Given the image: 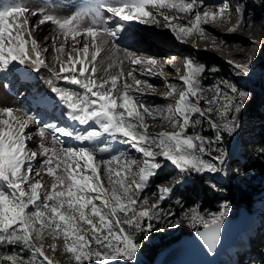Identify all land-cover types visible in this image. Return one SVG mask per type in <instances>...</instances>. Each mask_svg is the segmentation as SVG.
<instances>
[{"label":"snow or ice","instance_id":"obj_1","mask_svg":"<svg viewBox=\"0 0 264 264\" xmlns=\"http://www.w3.org/2000/svg\"><path fill=\"white\" fill-rule=\"evenodd\" d=\"M31 3L0 0V80L18 66H31L33 72L46 66L43 53L48 48H41L34 33L50 22L55 30L52 50L58 54L57 60L65 54V42L69 38L73 42L67 60L61 61L59 70H52L46 81L69 123L41 124L22 109L0 108V264H56L46 254L44 242L49 239L53 241L50 250L70 254L74 264H136L151 233L164 230L159 225L175 227L183 222L195 229L205 251L214 254L229 211L227 203L207 219L193 208L175 221L171 219L175 214L164 212L161 205L186 177L223 171L227 154L219 145L224 134L232 136L239 127L237 116L249 93L228 80L205 89L201 75L206 66L185 57L181 85L164 80L168 89L165 99L174 94L177 99L164 106L149 105L143 89L155 86L137 79L135 67L127 74L121 68L118 75L97 79L96 61L111 42L114 51L107 69L116 64L113 57L120 50L116 41L126 28L122 21L163 22L177 41L185 43L194 33L201 39L211 35L203 26L229 23L233 11L237 20L227 34L243 31L244 5L236 3L233 10L229 0L219 5H206L204 0H89L62 18L44 7H30ZM160 9L187 14L189 19L181 24L177 15ZM30 16L40 18L32 24ZM60 37L64 42L57 47ZM212 39L215 45L216 37ZM221 46H226L225 42ZM212 50L220 49L214 46ZM123 51V60L132 66L155 67L158 63L154 58L143 60L133 51ZM227 63L238 70L237 75H248L251 57L247 64ZM208 70L218 71L215 67ZM139 75L148 72L140 71ZM159 75L166 74L161 71ZM61 81L80 91L58 86ZM3 87L9 88L6 80ZM209 90L214 95L205 99ZM202 100L205 106H201ZM149 118L170 130L150 133ZM33 123L38 126V151L29 146L32 133L27 130ZM208 130L213 137L203 135ZM49 137L51 147L45 143ZM68 140L77 143L69 145ZM132 150L138 155H132ZM169 163L176 175L170 174L150 195H142L150 180ZM43 176L50 178V184ZM169 183L172 186H167ZM151 199L155 202L150 203ZM57 240H62V247Z\"/></svg>","mask_w":264,"mask_h":264},{"label":"rangeland","instance_id":"obj_2","mask_svg":"<svg viewBox=\"0 0 264 264\" xmlns=\"http://www.w3.org/2000/svg\"><path fill=\"white\" fill-rule=\"evenodd\" d=\"M242 2H238L244 5L245 9V15H244V21L246 27L243 31H237L235 33L226 34L223 36L216 35L215 43L217 45H220V50H212L207 47H203L201 49H193V48H185L180 45H178L174 35L172 32L167 29H163V22L160 25H152V24H140L138 22H121L126 25L125 31L121 34V37L118 39L117 45L121 49H128L131 51H135L137 45H140L141 50L137 52V54L141 57V59L146 60V57L149 58H163L166 61H169L172 64L169 69L164 70L163 72L166 73L169 77L172 78L170 81L171 83L181 85V80L179 77V74H184V67L182 68V62L184 61L185 57H193L200 63L204 64L206 66V70L201 75V84L205 89H213L215 84L219 80H228L235 84L240 90L247 91L249 93V98L245 100L244 102V108L242 109L241 113L238 114L237 120L239 122V135H241V130H243L242 134L245 135V129H250L249 126L246 124L245 119L243 118V115L246 113L248 109H250L251 106L257 101L260 102V109L264 113V47L261 46V43H264V0H241ZM89 2V0H32V3L30 4V7H44L47 11L51 12L52 14L58 16V17H67L71 12H73L77 7H81L86 5ZM234 0H229V3L232 4ZM207 5H219L223 3V0H204V4ZM234 10V7H232ZM155 11V10H153ZM161 12L168 13L169 11L166 9H160ZM170 13V12H169ZM110 15V14H109ZM187 14H183L182 16L186 17ZM236 17L234 11L231 19H234ZM254 17L256 19L254 20ZM39 16H30V22L32 24H36L37 20L39 19ZM254 20V21H253ZM181 22V21H179ZM252 23V24H251ZM253 23H258L260 26V31L262 35H256L252 36L250 34V28L248 25H253ZM137 24H139L138 27H135ZM186 24V23H181ZM225 24V27H228L229 25H234L235 22L230 21L229 23H218V24H209L204 25L203 27L205 30L212 31L211 26H220ZM263 25V26H262ZM150 26L151 28H149ZM263 27V28H262ZM262 28V29H261ZM140 30V31H137ZM36 36V39L38 40L39 45L41 48L47 47L48 51L47 53H43L44 58L46 60V66L41 68L39 72H33L34 79L30 82L24 83V82H18L17 78V71L22 69L21 67H17V69L13 72L7 75L5 79L0 80V108L2 107H11V108H19L22 109L24 112L36 117L38 121L41 122V124H47L49 122H55L58 124H65L69 123L66 118L63 120L62 117H59L57 112L62 113L65 111V109L61 107H55L54 110H48L42 105L44 102V97L46 95V92L48 93L49 87L46 83V81L51 77L52 70L58 71L60 67L61 61L67 60V52L71 51V44L73 43L71 39L66 43L65 47V54L60 56V60L56 59L57 53L53 52L52 50V38L55 35L54 26L49 22L45 23L42 26H39V29L34 33ZM144 36H151L152 38H146L143 39ZM194 36L188 37L186 41L192 39ZM237 38H246L245 41L249 42L251 44V47L248 49H245L244 56L238 57L237 59L233 60V63L239 64L238 60H243L244 64H247L249 62V55L248 53H251L255 56V60H251L249 74L244 75L240 74L237 75V69L233 68L232 65L227 63L225 59V55L228 56L230 51H233L230 47V43L232 41H238ZM79 39H82L79 38ZM154 39V40H153ZM225 42L224 47L221 46V42ZM64 42L63 38L60 37L57 42L56 46L59 47L60 43ZM179 42V41H178ZM239 42V41H238ZM170 44V45H169ZM183 44V43H182ZM182 48V49H181ZM208 49V50H205ZM171 51V53H169ZM228 51V52H226ZM100 56V55H99ZM99 56L97 59V63L99 62ZM108 66V65H107ZM107 66L99 72V74H96L97 79L100 78H107L109 75H118L120 70L113 66L111 69H107ZM78 67V66H77ZM135 67L137 69V72L140 71H147L148 75H145L143 77V80L148 81L150 85L155 86L153 89L144 88V99L149 105H159L164 106L169 102H174L175 99H177V96L174 94L172 97L169 98V100L166 101H156L155 97H162L166 92L165 85H161L158 83L151 82L149 80V77L154 76L155 78H160L161 76L158 73L157 67L158 64L155 65L156 68H153L150 65H130L129 61H125L123 63V71L125 74L130 70V68ZM212 67H215L218 69L216 72H211L208 69H211ZM25 68H31V66H27ZM107 69V71H105ZM210 73H218V76L215 80H208L204 79L205 74ZM134 76L138 78V74L134 72ZM37 79V80H36ZM6 82L9 84V87L14 89L13 93H9L4 87L3 83ZM130 84H134V81L132 79H128L127 81ZM43 86V87H42ZM58 86L60 87H66V88H73L77 91H80V89L77 88V86L74 85H68L64 83L63 81L58 82ZM41 87L43 89H41ZM182 90V88H178L177 91ZM145 91H147L145 93ZM51 95V92H50ZM214 95V92L209 90L204 93L205 99H211ZM52 96H50V101H52ZM42 100V101H41ZM28 101V102H27ZM30 102V103H29ZM31 104H34L35 107L31 108ZM201 106L204 105V101H201ZM29 108V110L27 109ZM62 116V114H61ZM219 122V121H218ZM149 128L148 131L152 134H157L161 131H169L166 126L161 125L159 120H157L156 123H153L151 119L148 120ZM37 124L33 123L30 125L28 132L32 133V139L29 141V146L32 150H37L36 146L40 143L39 137L37 135ZM77 127H83L77 125ZM189 133L192 131V129L188 130ZM203 135L208 137H213L214 133L211 130L203 132ZM227 135V134H224ZM228 136V135H227ZM230 137V136H228ZM67 139V138H65ZM230 139V138H229ZM228 139V140H229ZM227 140V141H228ZM224 141L219 145L220 148L224 149L225 145L224 143L227 142ZM243 144L240 146L242 147V151L247 148V150H251L252 146L250 144V139L244 138L242 140ZM46 145L51 147L50 143V137L45 141ZM77 142L68 140L69 145H75ZM124 147V146H121ZM260 155H264V148L260 149L259 151ZM132 155H138L135 153L134 150L131 151ZM219 154V153H214ZM206 159H210V157H205ZM43 159V158H40ZM162 159V158H160ZM260 161L264 163V156H261ZM40 161L38 160L36 162L35 167H39ZM175 176V170L174 167L168 164L167 167L163 170V172H160L158 177H153L148 185V188L145 190V192L142 195H150L153 191H156V185H164L165 179L169 177V175ZM211 173H205V177L202 179L204 183L209 185L212 188H219V184L224 185L223 191L225 189L230 188V186L235 187H257L258 190L261 192L255 196V202L253 203L252 207L249 209V214L251 215L250 218H254L252 221V228L248 231L249 238L247 239L246 246H244L242 249H238L234 252V255H231L230 253H226L224 255V258H220L219 264H264L262 261L264 260V176H256L252 173H246L244 170L238 166H231L226 170V175L223 176L221 179L217 180L218 182L212 180ZM192 179V175L185 178L184 182L176 185L174 187V191L171 195V198L166 199L165 202L161 205H167L166 209L163 208L164 212H172L175 215L171 217L173 221L179 220L183 213L185 212H191V209L195 208L199 211V213L204 216L206 219L209 218L210 214L212 213H218L221 209V205L224 203H227L229 205V211L227 216L224 219L227 218H233L236 216L239 206L236 204H233L229 199L222 200L218 202L215 205V208L210 209H202L198 205L196 206H189V207H183L181 205L177 206L176 212H173L170 207V203L177 202L178 198L176 197V194L178 190L186 185L190 184ZM43 180L46 184H50V178L47 176H43ZM221 182V183H220ZM106 183V180H105ZM167 186H172L171 183H169ZM150 203H154L155 199H151L149 201ZM255 216V217H254ZM251 221V219H250ZM183 226H187L186 222L180 223L175 227H169L167 224L165 225H159V227L164 228L163 231L156 232L153 231L151 233V237L147 242H157L161 237L164 240H167L171 237H175L179 235L180 228ZM190 230H195L189 227ZM45 250L46 254L54 259L56 264H74V261L71 260L70 254L67 253H61L60 251H57L56 253H53L49 245L53 243L52 240H46L45 242ZM55 243L62 247V240H57ZM8 251H11V248L7 249ZM27 255V253H25ZM149 264L150 262L147 261L145 257L140 255L138 253V258L136 264ZM94 264V262H93Z\"/></svg>","mask_w":264,"mask_h":264},{"label":"trees","instance_id":"obj_3","mask_svg":"<svg viewBox=\"0 0 264 264\" xmlns=\"http://www.w3.org/2000/svg\"><path fill=\"white\" fill-rule=\"evenodd\" d=\"M206 79L215 80L218 73H210L204 75ZM246 124L251 126L248 132V138L252 146L251 150H245L239 160L234 161V165L240 166L244 172L252 173L256 176H264V163L260 161L261 156L259 151L264 148V113L260 110V104L257 106H251L243 115ZM229 137L224 135V141H227ZM226 143V142H225ZM224 143V144H225ZM159 175L155 176L158 177ZM205 175H192L191 183L182 186L176 197L177 202L170 203L171 210L176 212L177 206L191 207L198 205L202 209H214L215 205L225 199H229L233 204L238 206L242 205L249 210L255 202V196L261 191L257 187H235L223 191L224 185H218L219 188H212L202 181ZM212 179L215 181V175H212ZM217 182V180H216ZM167 205H163L162 208L166 209ZM192 230L187 226L180 228L178 236L171 237L164 240L162 237L157 242H146L143 248L139 251L151 264L155 254L178 239L182 235L189 234ZM264 263V260L262 261ZM142 264V263H141Z\"/></svg>","mask_w":264,"mask_h":264},{"label":"bare ground","instance_id":"obj_4","mask_svg":"<svg viewBox=\"0 0 264 264\" xmlns=\"http://www.w3.org/2000/svg\"><path fill=\"white\" fill-rule=\"evenodd\" d=\"M206 4V3H205ZM207 5V4H206ZM235 8V7H234ZM167 10V9H166ZM165 14H167V15H177L178 17H179V21H181V22H179V23H187V21H188V19H189V16L188 15H186V17L185 16H182L183 14H178V13H175L174 11L173 12H168V13H166V12H164ZM226 19H228V18H226ZM256 19V17H254V20ZM236 20H237V16L234 18V19H231L230 21H232V22H235L236 23ZM253 20V21H254ZM135 22V21H134ZM174 23H175V21H174ZM252 24V23H251ZM152 25H154V24H152ZM139 26V24H137L135 27H138ZM223 27H220V26H215V27H213V26H211V29H212V31H208V30H205L206 31V33H211V35H206L205 36V38H203V39H201V37L199 36V35H197V34H193V38L192 39H190V40H188V41H186L185 43H180V42H178L177 40V43H178V45H180V46H182V47H185V48H193V49H201V48H203V47H207V48H209V49H213V47L215 46L216 48H220L219 46L220 45H217L216 43H215V45H213V36H215L216 37V35H220V36H223L224 37V35L226 34V32H227V29L229 28V27H232L233 25H229L228 27H225V24H223L222 25ZM263 26V25H262ZM149 28H151L150 26H148ZM163 27V29L164 30H167V28H165L164 26H162ZM245 27H246V25H245ZM263 28V27H262ZM261 28V29H262ZM137 31H140V30H137ZM250 34L252 35V36H256V35H262V33H261V31H260V26H259V24L258 23H253V25H251V28H250ZM192 35H190V37H191ZM146 38H152L151 36H144L143 37V39H146ZM238 39V41H232L231 43H230V47L232 48V50L233 51H230V52H233V53H230L228 56H226L225 55V59L226 60H230V59H233V60H235V59H237L238 57H241V56H244V50L245 49H248L249 47H251V44H249V42H246L245 41V39L246 38H237ZM154 40V39H153ZM116 43H119L118 42V40L116 41ZM193 44H195V47H193ZM170 45V44H169ZM261 46L262 47H264V43H261ZM136 47V50L134 51L135 53H137V52H139L140 50H141V47H140V45H137V46H135ZM120 50L119 51H115V57H113V59H115L116 60V64L114 65L115 67H117L119 70H121V68L123 67V63L126 61V60H123V57H124V49H121V48H119ZM182 49V48H181ZM128 50V49H127ZM113 49H112V44H111V42H109L107 45H105L104 46V49L101 51V53H100V56H99V62L97 63L96 62V66H97V68L99 69V71L97 72L98 74H99V72L100 71H102L109 63H111L112 62V60H110L109 59V57H112V54H113ZM131 51V50H130ZM226 52H228V51H226ZM169 53H171V51H169ZM248 55H249V57H251V60L252 61H254L255 60V56L253 55V54H251V53H248ZM149 57H146V60L148 59ZM154 59H156L157 61H158V67H157V70H158V73L159 72H161V71H164V70H167V69H169L170 68V66L173 64H175L174 62L173 63H171V62H169V61H166V60H164L163 58H154ZM121 60H123V63L121 64L120 63V61ZM238 62H239V64H241V65H243L244 64V61L243 60H238ZM79 67V66H78ZM184 67V61L182 62V68ZM153 68H156V67H153ZM19 72H22V74H23V76L24 77H26V78H28L29 80L30 79H34V75H33V71H32V68H25V67H23L22 69H20V70H18L17 71V74L19 73ZM139 72H140V70L138 71V72H136L137 74H138V78L137 79H142L143 77H145V76H140L139 75ZM96 73V74H97ZM166 74V73H165ZM184 75V74H183ZM181 73L179 74V77H181V76H183ZM165 78L168 80V82H170L171 80H172V78L171 77H169L168 75H165L164 77H160V78H155L154 76H151V77H149V80L151 81V82H154V83H158V84H161V85H164V80H165ZM37 80V79H36ZM143 80V79H142ZM171 83V82H170ZM43 87V86H42ZM41 87V89H43ZM13 91V89L12 88H10L9 89V92H12ZM168 91V89H166V91H164V92H167ZM147 91H145V93H146ZM50 89L48 90V93L46 92V95H45V97H44V100L42 101V102H44L42 105H44V106H46V107H48V106H52V110H54V108L55 107H60L59 106V104H58V101H56V99L54 98V95L52 96V101H50ZM155 100L156 101H166V100H169V98L168 99H165V97L164 96H162V97H155ZM28 102V101H27ZM30 103V102H29ZM31 108H34L35 107V105L34 104H31V106H30ZM28 110H29V108H27ZM57 114L59 115V117H62L63 118V120H65L64 119V117L63 116H61V114L62 113H58L57 112ZM250 217H251V215H250ZM251 219V218H250ZM249 224H250V221H249ZM248 227H249V225H248ZM248 227H247V229L244 231V233H242L239 237H238V239L236 240V242L234 243V245L232 246V247H230V248H228L223 254H222V256L220 257L221 259L222 258H224V255L226 254V253H230L231 255H234V252L236 251V250H238V249H242L244 246H246V243H247V239L249 238V233H248ZM220 261V260H219Z\"/></svg>","mask_w":264,"mask_h":264},{"label":"water","instance_id":"obj_5","mask_svg":"<svg viewBox=\"0 0 264 264\" xmlns=\"http://www.w3.org/2000/svg\"><path fill=\"white\" fill-rule=\"evenodd\" d=\"M242 143L237 128L225 144L224 151L227 156L223 171L216 173L217 178H222L226 170L233 165ZM249 221L250 214L244 206L240 205L235 217L224 219L220 230V242L214 254H208L205 251L195 236V230H193L160 249L155 254L151 264H218L224 251L232 247L238 237L247 229Z\"/></svg>","mask_w":264,"mask_h":264}]
</instances>
